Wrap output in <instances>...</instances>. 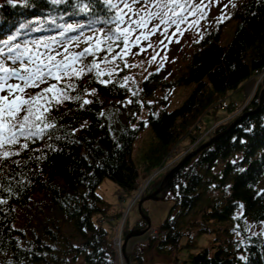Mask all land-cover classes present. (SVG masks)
Listing matches in <instances>:
<instances>
[{
	"label": "trees",
	"instance_id": "1",
	"mask_svg": "<svg viewBox=\"0 0 264 264\" xmlns=\"http://www.w3.org/2000/svg\"><path fill=\"white\" fill-rule=\"evenodd\" d=\"M116 3H0V41H8L7 46L0 43L5 66L22 68L23 61L30 67L29 57L37 52L60 61L91 49L75 66L85 68L82 76H64L59 82L49 79L19 93L35 96L58 84L69 98L53 102L47 115L54 127L0 148V264H121L123 256L114 244L118 230L123 246L127 234L147 226L141 213L130 227L131 208L157 190L187 154L258 107L264 76L240 114L222 121L241 103L233 95L264 69V0H238L224 21L201 36L181 74L167 81L151 73L133 95L122 72L102 75L99 67L86 70L121 46L124 17ZM229 24L230 37L222 42ZM26 50L21 60L7 59ZM188 84H194L193 89L171 111L163 107L158 111L149 103L157 91L167 90L159 102L163 105L174 88ZM127 98L130 104H124ZM219 109L227 111L215 123L220 125L205 123V115H215ZM146 123L155 139L139 171L132 158L133 142ZM213 128L214 133H207ZM186 140L189 146L179 154V145ZM25 142L27 148L22 147ZM5 151L10 155L4 156ZM105 178L130 199L142 187L146 195L130 203L126 215L123 207L114 212L112 204L96 193ZM158 198L172 202L168 216L156 228V236L135 242L130 250L126 244L123 255L128 264H143L144 254L151 249L168 256L170 264H264V236L250 234L244 224L237 238H216L209 248H200L197 241L215 230L218 222L248 219L264 227V96L257 111L247 113L181 166ZM184 248L187 254L181 259Z\"/></svg>",
	"mask_w": 264,
	"mask_h": 264
},
{
	"label": "rangeland",
	"instance_id": "2",
	"mask_svg": "<svg viewBox=\"0 0 264 264\" xmlns=\"http://www.w3.org/2000/svg\"><path fill=\"white\" fill-rule=\"evenodd\" d=\"M4 1L22 3L24 0H0V3ZM107 1H117L116 9L118 14L124 17L122 42L120 47L116 45L117 51H114L111 56L99 59L96 63L102 75L122 72L124 84L129 86L130 93L133 95L140 90V82L151 73H159L162 79L167 81H171L181 74L185 70L190 55L195 50L201 36L214 29L219 22L224 21L238 0H179V5H183V7L168 4V0H143V3H138L136 0ZM165 4H168V7H165ZM230 28H232L231 24L225 27L222 42L228 41L231 34ZM98 46L100 47L101 43ZM255 74L258 76L254 80L241 86L240 89L244 95L241 98L242 101L236 108L237 110L234 109V112L229 113L228 117L225 118L226 120L239 115L244 106H246L245 104L254 96L258 85L261 83V78L264 76V69L258 70ZM20 83L22 82L15 77L8 80V84ZM193 87L194 84H188L174 88L170 92L167 102L163 105L159 104V102L167 90L157 91L155 98L150 100L149 103L155 104L158 111L162 107L167 111H171L182 104ZM245 88H249L247 94H245ZM0 94L8 95L7 92ZM16 95H20L19 92ZM47 96L51 98L52 93ZM229 101L230 99H227V102ZM130 102L131 98H127L124 104H130ZM141 108H144L143 104ZM226 113V110L219 109L215 115H205L204 121L214 126L217 120L224 117ZM225 119L222 121H225ZM137 120H140V118H137ZM213 130L214 128L209 129L210 132H213ZM154 139L153 129L150 124L146 123L133 142L132 158L139 171L143 157ZM188 146L187 140L181 142L178 148L179 154L186 152L185 150ZM177 158H172L167 166L173 165ZM143 188L130 199L114 181L105 178L97 187L96 193L112 204V211H120L123 207L126 213L130 203H135L138 200V196L144 193ZM171 205L172 202L170 200L161 198L146 199L142 202L141 208L145 210L146 216L151 222V227L158 228L168 216ZM238 215H240V212ZM140 218L141 212L139 210V202H137L129 211L128 222L130 227L136 224ZM243 224L248 227L250 234H261L264 236L263 225L261 223H253L248 219L245 220V223L238 220L224 223L218 222L213 225L215 230L207 232L197 239L199 247H211L216 243L214 242L216 238L222 239L225 236L237 238L242 232ZM149 235L150 233L147 230L140 236L129 238L127 249H132L135 242L147 241ZM115 240L116 238L114 242ZM117 243L118 240L116 241ZM195 250L197 249H193V251ZM186 254L187 249L184 248L180 250L179 257L184 259ZM122 256L120 263L128 264V260L125 259L123 254ZM143 264H170V258L151 249L144 254Z\"/></svg>",
	"mask_w": 264,
	"mask_h": 264
},
{
	"label": "snow or ice",
	"instance_id": "3",
	"mask_svg": "<svg viewBox=\"0 0 264 264\" xmlns=\"http://www.w3.org/2000/svg\"><path fill=\"white\" fill-rule=\"evenodd\" d=\"M136 2L143 3V0H136ZM168 4L183 7V5H179V0H168ZM168 4L164 6L168 7ZM9 39L14 38L9 37ZM0 43L8 45L7 40L0 41ZM16 47L18 49L19 45ZM12 51L13 49L8 47V52L11 53ZM90 51L91 49H85L71 56H64L60 61H57L55 56L44 57L42 53L37 52L34 56L29 57L30 67L21 61L23 65L21 69L5 66L3 63L4 53L3 50H0V93H8V95L0 94V148L18 144L21 137L25 141L31 140L35 136H41L46 129L54 127L48 122L47 115L53 102L60 103L62 99L69 98L66 91L58 84H50L49 87L41 89L35 96L25 97L16 95V93H24L28 87H39L40 84L47 83L49 79H55L59 82L64 76H82L85 68L77 70L75 66ZM22 55H27V50L24 53H18L16 56H8L7 59L21 60ZM96 67L98 66L93 63L86 66V70L91 72ZM12 77L22 83L8 84V80ZM48 93H52L51 98L47 96ZM22 147L27 148L28 143L25 142ZM8 155L10 153L5 151L4 156L7 157Z\"/></svg>",
	"mask_w": 264,
	"mask_h": 264
},
{
	"label": "water",
	"instance_id": "4",
	"mask_svg": "<svg viewBox=\"0 0 264 264\" xmlns=\"http://www.w3.org/2000/svg\"><path fill=\"white\" fill-rule=\"evenodd\" d=\"M263 96H264V87L262 88V90L260 91V94H259V100H258V107L255 109V110H251L249 112H245L243 114H241L239 117L235 118V120L230 124V126L227 128V130H225L224 132L220 133V134H217L215 135L214 137H212L208 142L202 144L201 146H199L197 149L191 151L189 154H187L170 172H168V174H166L161 186L155 190L154 192L144 196L143 198H141L140 202H139V210L140 212L143 214V216H145V220H146V228L145 229H134L132 230L129 234L126 235L125 239H124V243H123V254L125 255V248H126V244H127V241L129 238L131 237H135V236H140L142 234H144L148 229L149 227L151 226V222L149 220V218L144 215L143 211H142V208H141V204L143 201H145L146 199H158V194L159 192L161 191V189L163 188V186L165 184L168 183V181L171 179V177L173 176V174L181 167L183 166L190 158H192L194 155H196L201 149H203L205 146L211 144L214 140H216L219 136H221L222 134H224L225 132H227L232 126H234L236 123L239 122V120L245 116L247 113H251V112H255L257 111L260 106H261V103L263 101Z\"/></svg>",
	"mask_w": 264,
	"mask_h": 264
},
{
	"label": "built area",
	"instance_id": "5",
	"mask_svg": "<svg viewBox=\"0 0 264 264\" xmlns=\"http://www.w3.org/2000/svg\"><path fill=\"white\" fill-rule=\"evenodd\" d=\"M258 75H256V77H257ZM263 78V77H262ZM262 78H261V81H262ZM140 197V195L138 196V198ZM127 213V212H126ZM126 213L124 214V215H126ZM150 234H151V236H156V234H157V231H156V229H154V228H151V230H150ZM116 238V240H115V242H114V244L117 246V248L119 249L118 250V252H119V254H120V256L122 257V245H121V230L119 229L118 230V233H117V236L115 237ZM118 240V243L116 244V241Z\"/></svg>",
	"mask_w": 264,
	"mask_h": 264
},
{
	"label": "crops",
	"instance_id": "6",
	"mask_svg": "<svg viewBox=\"0 0 264 264\" xmlns=\"http://www.w3.org/2000/svg\"><path fill=\"white\" fill-rule=\"evenodd\" d=\"M250 82V81H249ZM249 82H247V83H249ZM243 90V89H242ZM245 90V94H247V91L249 90V88H245L244 89ZM241 91V90H240ZM243 92L241 91V93L239 92L238 94H236V95H233V97H232V99H234V101L235 102H241L242 100H241V98L244 96L243 94H242Z\"/></svg>",
	"mask_w": 264,
	"mask_h": 264
},
{
	"label": "bare ground",
	"instance_id": "7",
	"mask_svg": "<svg viewBox=\"0 0 264 264\" xmlns=\"http://www.w3.org/2000/svg\"><path fill=\"white\" fill-rule=\"evenodd\" d=\"M255 75V74H254ZM223 106H226V105H223ZM237 110V109H236ZM233 111V110H232ZM235 117V116H234ZM226 120V119H225ZM218 122H219V119H218ZM220 125V124H219ZM214 130H215V128H214ZM211 131V130H210ZM210 131H208V132H210ZM214 133V132H213ZM204 137H205V135H204ZM203 137V138H204ZM145 195H146V192L144 193Z\"/></svg>",
	"mask_w": 264,
	"mask_h": 264
}]
</instances>
